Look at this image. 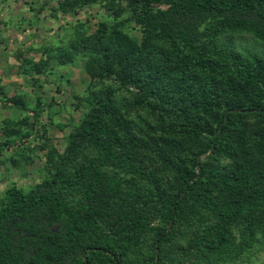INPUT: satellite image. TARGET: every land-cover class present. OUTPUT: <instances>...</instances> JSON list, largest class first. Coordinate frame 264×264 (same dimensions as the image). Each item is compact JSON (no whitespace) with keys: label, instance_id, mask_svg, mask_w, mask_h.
<instances>
[{"label":"trees","instance_id":"1","mask_svg":"<svg viewBox=\"0 0 264 264\" xmlns=\"http://www.w3.org/2000/svg\"><path fill=\"white\" fill-rule=\"evenodd\" d=\"M26 3L105 14L34 47L37 59L14 53L24 76L54 59L87 79L61 151L46 104L0 98L24 112L0 118V164L46 150L39 179L0 193V264H264V0ZM31 135L39 144L22 145Z\"/></svg>","mask_w":264,"mask_h":264},{"label":"rangeland","instance_id":"2","mask_svg":"<svg viewBox=\"0 0 264 264\" xmlns=\"http://www.w3.org/2000/svg\"><path fill=\"white\" fill-rule=\"evenodd\" d=\"M26 1L31 0H0V98L9 97L15 93H24V101L33 106L39 98L43 106L40 119L47 125L48 143L59 151L62 150L66 134L72 125L79 120L82 105L76 106L74 96L84 91L87 75L83 71L81 62L71 65L59 64L56 60L49 63L48 73L37 77L24 76L19 69V63L14 58L15 51L23 50L24 58H36L33 48L43 42L56 44L61 32L72 24L87 20L94 24L95 20L104 16L105 11L99 6H88L75 14H59L58 18L50 15V7L35 15L29 9ZM42 1V0H40ZM49 6H55L56 0H47ZM238 45L252 48L255 41L250 36L236 38ZM37 78L38 81H35ZM6 100V99H5ZM0 101V118H18L24 112ZM7 102V101H6ZM33 118L31 117L30 120ZM4 137L0 130V141ZM22 145L30 147L39 144L33 135L22 139ZM20 143V144H21ZM20 145L4 147L3 152L13 153ZM46 150H36L33 163L22 166L0 164V193L10 182L26 188L33 179H39L37 171L40 162L44 159ZM1 156V154H0Z\"/></svg>","mask_w":264,"mask_h":264},{"label":"water","instance_id":"3","mask_svg":"<svg viewBox=\"0 0 264 264\" xmlns=\"http://www.w3.org/2000/svg\"><path fill=\"white\" fill-rule=\"evenodd\" d=\"M211 152V151H210ZM199 165V164H198ZM198 165H197V168H198ZM194 179V178H193ZM183 194V192L180 194V195H182ZM171 222H172V219L170 220V223L168 224V228H170V226H171Z\"/></svg>","mask_w":264,"mask_h":264}]
</instances>
